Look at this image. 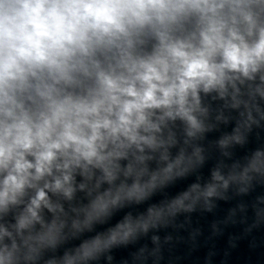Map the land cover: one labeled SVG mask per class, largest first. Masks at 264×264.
<instances>
[{"label":"clouds","instance_id":"obj_1","mask_svg":"<svg viewBox=\"0 0 264 264\" xmlns=\"http://www.w3.org/2000/svg\"><path fill=\"white\" fill-rule=\"evenodd\" d=\"M221 203L264 249V0H0V264H179Z\"/></svg>","mask_w":264,"mask_h":264}]
</instances>
